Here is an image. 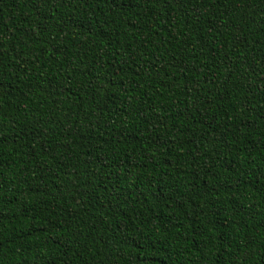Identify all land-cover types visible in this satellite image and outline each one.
Listing matches in <instances>:
<instances>
[{
    "label": "trees",
    "instance_id": "trees-1",
    "mask_svg": "<svg viewBox=\"0 0 264 264\" xmlns=\"http://www.w3.org/2000/svg\"><path fill=\"white\" fill-rule=\"evenodd\" d=\"M0 264H264V0H0Z\"/></svg>",
    "mask_w": 264,
    "mask_h": 264
}]
</instances>
